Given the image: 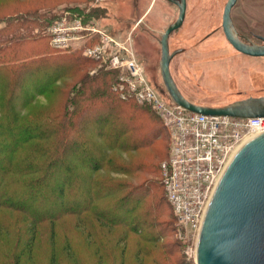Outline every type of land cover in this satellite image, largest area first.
I'll list each match as a JSON object with an SVG mask.
<instances>
[{
    "label": "rangeland",
    "instance_id": "obj_1",
    "mask_svg": "<svg viewBox=\"0 0 264 264\" xmlns=\"http://www.w3.org/2000/svg\"><path fill=\"white\" fill-rule=\"evenodd\" d=\"M226 2L227 0H186L183 24L169 37L171 52L183 49L170 62L171 74L182 94L189 101L203 106L218 107L248 96H264V56L241 53L226 39L222 29ZM178 14L177 5L168 0H0V47L3 48L0 57L25 60L33 55L47 54L79 64L78 71L71 70L69 75H65L68 69L66 64L51 62L45 68L46 75L35 79L44 82L59 77L56 82L59 89L52 87L46 96L35 97L32 103L41 112L34 109L31 117L51 121L60 105H65L74 96L72 91L77 81L89 76L87 81H83L87 86L103 89L104 80L101 77H90L88 70L91 65L78 59L80 54L77 57L72 54H57L43 38L48 27L61 17H78L87 24L94 22L98 29L119 38L128 48L132 47V53L144 67L149 83L170 106L171 98L160 71V40L166 28L177 20ZM15 15H27L25 22L6 27L9 24L7 20ZM231 18L245 37L252 38V33L264 35V0H238L232 8ZM4 39L11 40L4 43ZM31 66L38 67L36 63ZM98 69L103 68H98L97 63L95 72ZM24 73L27 75L21 83L23 87L12 100L19 108L22 93H29L27 89L33 91L35 86L31 72ZM75 92L77 93L76 90ZM140 108L145 109L143 114L150 121L148 131L157 134L155 144L153 143L152 148L119 154L128 161L125 168L133 169L138 157V163H144L145 159L152 158L153 150L156 158L152 167L147 168L149 171L146 169L144 174L117 172L105 164L103 170L93 173L92 183L83 179V174L71 176L70 179L64 178L66 192L69 190L70 194L66 193L69 197L62 203L76 207V213L61 214L58 219L40 223L31 248L26 244L31 237L29 229L32 230L31 218L28 219V231L25 229L22 232L18 264L193 263L198 236L176 225L170 204H166L164 199L161 184L160 163L168 156V136L162 131L153 112L148 108ZM61 110L62 108L59 111ZM101 110V105L95 104L93 109L79 115L77 127L70 130L69 135L63 134V141L59 138L63 145L62 157H72L71 163H68L73 168L78 169L81 161L87 162L91 158L94 159L91 161H97L100 151L96 155L93 151L99 148L107 156L111 155L108 148L99 146L108 143L115 136L112 130L114 124L102 127L104 123L99 120ZM142 120L145 121V118L142 117ZM97 131L101 132L102 138H97ZM143 132L146 134V131L140 134ZM147 173L149 175L144 176ZM66 174L64 166L57 167V181ZM146 177L149 179L143 183L142 181L147 180ZM119 186L121 191L117 190ZM134 188H138V191L128 198L130 205L120 210L110 209L117 202H122L126 193ZM87 189L92 196L90 202L86 199ZM110 189L115 192L104 195ZM61 200L60 195L42 199L44 210L54 211L53 207L62 204ZM157 200L158 213L153 204ZM85 206L89 209L84 210ZM61 211L58 210V213ZM0 235L3 238L15 236L10 232L7 237L1 230ZM7 246L3 243L0 245V264H16L15 260L6 256Z\"/></svg>",
    "mask_w": 264,
    "mask_h": 264
},
{
    "label": "trees",
    "instance_id": "obj_2",
    "mask_svg": "<svg viewBox=\"0 0 264 264\" xmlns=\"http://www.w3.org/2000/svg\"><path fill=\"white\" fill-rule=\"evenodd\" d=\"M34 14H31V16ZM26 16L19 17V15H15L11 20L9 18L7 20L9 24H7L6 27L16 26L21 21L25 22ZM21 37L19 38L23 39V36ZM43 38L49 45L50 37L48 31ZM10 40L4 39L2 42H10ZM2 51L3 48L0 47V54ZM53 51L57 54H72L76 57L80 54L81 56H79L78 59L84 60L83 63L91 65L88 70L90 77H101L104 80V84L103 89L101 87L93 88L92 86H87L86 82H83L87 81L89 76L82 78L84 80L81 79L77 81L73 86L75 87L72 91L74 96L69 98L65 105H60L59 109L54 113V118L51 121L41 120L42 118L30 116L31 111L36 108L32 104L34 98L46 96L45 94L52 87L59 89L56 86L59 77L44 82L35 79L46 75L45 68L51 62H62L66 64L68 69L65 75H69L71 70L78 71L79 64L73 62V60L69 61L65 58H58L47 54L33 55L25 60H7L4 56L0 57V230L1 232H5L6 236L10 234V232L15 234L14 237L10 236V238H3V236L0 235V237H2L0 238V245L2 243L8 245V249L5 252L6 256L15 260L16 264L19 263L20 254L18 251L22 244V232L25 229L28 231V219L31 218L30 226H32V230L29 229L31 237L26 244H28L27 247L31 248L35 240L36 230L40 223L44 220L58 219L62 216L61 214L69 215L76 213V207H70L68 206L69 204L63 205L62 203V201H66V198L69 197L67 194H70L68 192L69 190L66 192L64 178L70 179L71 176L83 174L84 177L82 178L87 180L88 183H92L91 176L93 173L103 170L105 164L107 167L117 172L131 171L133 173L142 172V174L146 172L147 168L152 167L154 159L156 158V153H154L155 157L153 156V150L152 158L145 159L146 162L140 158L144 163H138V157L133 164V169L125 168L128 161L123 155L119 154V152L127 153L147 147L152 148L157 138L155 132L148 131V128H150V121L147 116L143 114V112H146L145 109H141L140 107L148 108L153 112L154 118L158 120L162 131L168 136L160 118L152 107L141 106L131 100L123 101L119 98L118 94L114 92L113 85L117 77L116 72L98 69L94 74H91L90 72L97 68V62L83 56L81 50L60 52L53 49ZM32 63H36L38 67L32 68ZM24 71L31 72L35 80V82H33L35 86L33 91L27 89L29 93H22V97L20 94L21 104L19 108L12 100L16 92L19 93V89L23 87L21 83L24 82V77L27 75ZM95 104L101 105L102 110L100 113L102 112V115L99 117V120L104 123L102 127L107 125L113 126L114 124L112 130L115 136L111 141H108V143L99 144L97 140H94V142L99 144L101 148H103V145L104 148H108L111 151V155L107 156L104 150L98 147L99 150L93 151L95 155L100 151V154L97 156L98 160L95 162L91 161L94 160L93 158L87 162L80 160V167L76 169L73 168L72 164L68 163L71 161L72 157H62L63 154L61 151L63 145L59 141V138L63 141L64 135H69L70 130L77 127L79 115L93 109ZM60 108H62L61 111H59ZM35 111L41 112L40 109H35ZM142 117L145 118V121L142 120ZM140 130L141 132L146 131V134L145 132L140 134ZM97 134V138H102L100 131H97ZM71 144L72 142L69 145ZM58 166H64V168L67 169V174L63 175L57 181L56 173ZM147 170L149 171V169ZM147 175H149V173L144 176ZM146 179V181L142 182H147L149 178L146 177ZM116 185H118V183ZM141 185L142 184H140V186ZM117 190L121 191L120 186ZM137 191L138 188L129 190L126 193V198H124L122 202H117L111 206L112 208L110 209L115 211L118 209L120 210V208L126 205H130L128 198L136 195L135 193ZM114 192L113 189H110L104 195H109ZM51 195H60L62 199L60 203L62 204H57V207H53L54 211L44 210L42 199ZM91 197L87 189L86 199L88 202L92 200ZM164 199L166 201L165 193ZM54 203L55 200L53 201V204ZM153 204L154 209L158 213V200L153 201ZM60 209L62 211L58 213ZM88 209V206L84 207V210ZM13 215H15V217H13ZM119 221H121V219ZM174 221L176 222L175 217ZM115 223L118 224L120 222ZM190 264L194 263L190 262Z\"/></svg>",
    "mask_w": 264,
    "mask_h": 264
},
{
    "label": "built area",
    "instance_id": "obj_3",
    "mask_svg": "<svg viewBox=\"0 0 264 264\" xmlns=\"http://www.w3.org/2000/svg\"><path fill=\"white\" fill-rule=\"evenodd\" d=\"M48 35L54 50H81L98 68L116 72L113 90L121 100L155 110L169 138V154L160 165L166 201L177 225L198 236L219 180L238 150L264 132V117L203 115L172 99L167 105L149 83L132 47L94 22L63 16L48 28Z\"/></svg>",
    "mask_w": 264,
    "mask_h": 264
},
{
    "label": "water",
    "instance_id": "obj_4",
    "mask_svg": "<svg viewBox=\"0 0 264 264\" xmlns=\"http://www.w3.org/2000/svg\"><path fill=\"white\" fill-rule=\"evenodd\" d=\"M177 5V20L161 35L160 71L172 101L203 115L239 118L264 117V96L248 97L223 106H203L189 101L170 72L171 60L182 50L170 52V34L185 19L186 0H168ZM237 0H227L222 29L239 52L264 56V44L242 42L231 11ZM264 42V37H259ZM194 264H264V132L246 142L234 155L209 202L197 239Z\"/></svg>",
    "mask_w": 264,
    "mask_h": 264
},
{
    "label": "flooded vegetation",
    "instance_id": "obj_5",
    "mask_svg": "<svg viewBox=\"0 0 264 264\" xmlns=\"http://www.w3.org/2000/svg\"><path fill=\"white\" fill-rule=\"evenodd\" d=\"M238 2V0L236 1V3ZM235 3V4H236ZM235 26V25H234ZM235 29H236V31H237V33H238V35H239V38L242 40V42H244V43H246V44H256V45H262V44H264V42L261 40V39H259V37H264V35H262V34H256V33H252V38H250V37H245V35H243V34H241L239 31H238V29L235 27ZM170 47V46H169ZM179 50H182L183 51V49H179ZM171 52V51H170ZM248 97H250V96H248ZM259 97V96H258ZM196 104V103H195Z\"/></svg>",
    "mask_w": 264,
    "mask_h": 264
},
{
    "label": "bare ground",
    "instance_id": "obj_6",
    "mask_svg": "<svg viewBox=\"0 0 264 264\" xmlns=\"http://www.w3.org/2000/svg\"><path fill=\"white\" fill-rule=\"evenodd\" d=\"M171 72V71H170ZM172 75V74H171ZM173 77V76H172ZM174 79V78H173ZM175 81V80H174ZM177 84V83H176ZM178 86V85H177ZM179 88V87H178ZM241 100V99H240ZM234 102V101H233Z\"/></svg>",
    "mask_w": 264,
    "mask_h": 264
}]
</instances>
